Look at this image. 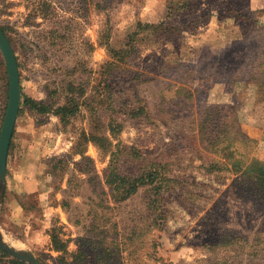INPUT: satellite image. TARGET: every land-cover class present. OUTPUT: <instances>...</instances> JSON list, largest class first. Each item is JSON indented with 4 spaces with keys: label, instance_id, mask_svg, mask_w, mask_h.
<instances>
[{
    "label": "rangeland",
    "instance_id": "1",
    "mask_svg": "<svg viewBox=\"0 0 264 264\" xmlns=\"http://www.w3.org/2000/svg\"><path fill=\"white\" fill-rule=\"evenodd\" d=\"M0 27L22 93L7 244L39 264H264V0H0ZM72 96L67 123L24 105ZM8 101L0 52V135ZM112 161L149 176L125 202Z\"/></svg>",
    "mask_w": 264,
    "mask_h": 264
},
{
    "label": "water",
    "instance_id": "2",
    "mask_svg": "<svg viewBox=\"0 0 264 264\" xmlns=\"http://www.w3.org/2000/svg\"><path fill=\"white\" fill-rule=\"evenodd\" d=\"M0 52L6 65L9 83V101L0 135V198L3 195L6 178L9 149L13 138L17 117L21 106V83L19 66L7 37L0 27ZM0 249L21 264H39L35 256L28 251H21L7 244L0 233Z\"/></svg>",
    "mask_w": 264,
    "mask_h": 264
},
{
    "label": "trees",
    "instance_id": "3",
    "mask_svg": "<svg viewBox=\"0 0 264 264\" xmlns=\"http://www.w3.org/2000/svg\"><path fill=\"white\" fill-rule=\"evenodd\" d=\"M2 31L5 34L3 29ZM105 84H106L105 86L106 89L109 90L111 88L109 82L107 81L105 82ZM75 104H76V101L73 96L71 98H67V103L65 105L59 106L56 109L47 107L43 103H37L36 101L30 98H25L24 100V105L28 107L31 111H34L40 115H46V114L52 113L56 117H59L62 123H67V120H69L70 117L76 115L77 109H75V107L73 108ZM216 114H218V112L211 111L208 120L209 121L213 120ZM115 121L116 120L114 119V120H111V122L109 123V131H110L112 138L117 139L118 134L121 131L122 125H120L118 122H115ZM99 139L101 141H104L107 138L100 137ZM89 141L94 142L96 144L98 143L97 137L95 136L90 137ZM113 156L114 154H112V157ZM109 171L110 173L108 175V184L114 187L113 188V198L117 202H125L129 200L133 195H135L138 192V189L141 186L146 184V179H149V176H147L146 178L141 177L138 179H131L128 176L121 175L118 172V170L115 168V166L113 165V161L109 167ZM261 175H264V168L261 170ZM52 242H53L55 250L57 251L63 250L62 243L60 242L59 238L55 234L52 235ZM15 263L19 264L17 261H15Z\"/></svg>",
    "mask_w": 264,
    "mask_h": 264
},
{
    "label": "crops",
    "instance_id": "4",
    "mask_svg": "<svg viewBox=\"0 0 264 264\" xmlns=\"http://www.w3.org/2000/svg\"><path fill=\"white\" fill-rule=\"evenodd\" d=\"M22 132L25 133V132H27V130L26 129H23ZM31 144H32V142H27V141H24V140L22 141V147L23 148L25 147L24 150H23L24 153L27 152V151H28V153H30L31 151H33L34 148L31 146ZM27 146L29 148L28 150L26 148ZM20 154H22V152ZM18 159H19V157L17 156V160ZM8 161L9 162H7V169L9 170V167H10V158L8 159Z\"/></svg>",
    "mask_w": 264,
    "mask_h": 264
}]
</instances>
